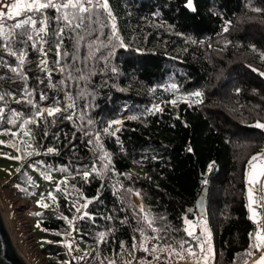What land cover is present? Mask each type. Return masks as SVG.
I'll use <instances>...</instances> for the list:
<instances>
[{"label": "trees", "instance_id": "1", "mask_svg": "<svg viewBox=\"0 0 264 264\" xmlns=\"http://www.w3.org/2000/svg\"><path fill=\"white\" fill-rule=\"evenodd\" d=\"M107 3L79 33L65 31L59 56L62 25L52 9L44 10L42 46L25 43L15 21H5L0 39L11 48L0 46V119L15 113L20 137L27 133L46 165L68 167L70 182L90 199L79 235L102 259L135 251L136 233L185 250L196 245L187 222L204 217L213 264H250L257 254L248 165L264 147V129L255 127L264 123V0ZM190 92L201 94L194 104L175 103ZM0 130L14 136L5 124ZM56 206L59 217L40 219L58 232L43 249L53 258L46 264H65L66 218L77 212L63 191Z\"/></svg>", "mask_w": 264, "mask_h": 264}, {"label": "rangeland", "instance_id": "2", "mask_svg": "<svg viewBox=\"0 0 264 264\" xmlns=\"http://www.w3.org/2000/svg\"><path fill=\"white\" fill-rule=\"evenodd\" d=\"M2 2L10 4L15 0ZM170 88L179 92V88L174 84H171ZM195 93L197 92L181 94L182 99L175 103L185 100L192 105L198 100ZM14 114L12 113L5 122L0 119V125H7L14 134L10 137L8 133L0 130V215L6 231L4 222H9L10 233L7 232L9 236L13 235L19 251L29 264H46V260L53 259L45 256L43 249L49 244V234L58 232L45 230L40 224V219L46 216H60L56 205L58 192L62 191L68 197H72L77 205V212L72 218H66L68 228L61 242L65 257L60 262L114 264L118 259L124 264H149V256L155 255L159 259V264L160 259L165 264L183 260L185 261L181 264H213L215 257L213 230L210 222L204 217L197 222H187V229L200 239L199 241L195 239L196 245L185 250L160 248L155 242L142 237L140 248L145 255L143 259H137L138 249L122 252L117 257L111 255L106 260L102 259L99 252L79 235V220L86 214V206L90 199L84 197L82 191L70 182L67 166H47L44 158L39 156L40 152L32 148L27 133L20 137L21 128ZM107 127L112 131L110 124ZM261 154H264V147ZM262 167L264 159H258L248 174V208L253 221V234L264 229V188H260L254 180L251 183L249 181ZM133 170L144 174L140 167L134 166ZM258 179L260 184H264V176ZM259 242L264 244V241ZM255 254L257 255L250 264H255V261L264 255V249L261 252L255 249Z\"/></svg>", "mask_w": 264, "mask_h": 264}, {"label": "snow or ice", "instance_id": "3", "mask_svg": "<svg viewBox=\"0 0 264 264\" xmlns=\"http://www.w3.org/2000/svg\"><path fill=\"white\" fill-rule=\"evenodd\" d=\"M188 7H192V0H188ZM52 9L55 13V21L58 25H62L56 30L57 36V56L60 55L59 48L63 42L65 31H70L73 33H79L83 28L86 27L87 22L93 21L99 10H108L107 0H15L13 3H3L0 0V32H3L4 28L7 26L5 21H15L13 24V29H21V36L24 37L25 43L31 41L32 47H36L39 43H46L44 40V35H47V16L44 14V10ZM2 9H6L2 10ZM260 11L259 9H256ZM39 13L41 16L40 24L42 25L38 29L36 28L37 19L36 14ZM108 15L111 17L110 10ZM24 19H18L20 17ZM115 25L113 24V29ZM227 30V29H225ZM0 46L6 49L11 48L10 40L0 39ZM92 45L90 44L89 47ZM15 55V52H11ZM21 64L23 60L21 59ZM45 62H42V65ZM15 71V69H14ZM63 71V69H62ZM201 94L199 92L195 93L196 97ZM59 108L48 109V115H52L53 112H58ZM255 127L264 129V123L257 122ZM258 159H264V154L260 156H253L251 161H256ZM249 169L253 167L250 162L248 165ZM87 178V173L84 174ZM264 176V167H262L255 177H251L250 183L254 180L255 183L260 187L264 188V184H260L258 177ZM206 183V181H205ZM143 211V209H141ZM191 211V210H190ZM188 223H191L190 221ZM187 235L199 241V237L195 236L192 231L185 229ZM264 229L257 231L255 234L250 233V237L253 238L257 243H254L251 247L256 250L264 249V244L259 241H264ZM251 257V252L246 253ZM255 264H264V255H261Z\"/></svg>", "mask_w": 264, "mask_h": 264}, {"label": "water", "instance_id": "4", "mask_svg": "<svg viewBox=\"0 0 264 264\" xmlns=\"http://www.w3.org/2000/svg\"><path fill=\"white\" fill-rule=\"evenodd\" d=\"M208 186L205 185L196 202L197 210L201 216L207 215ZM254 248H252L253 250ZM0 264H27L15 253L12 248L10 237L4 227L0 215Z\"/></svg>", "mask_w": 264, "mask_h": 264}, {"label": "built area", "instance_id": "5", "mask_svg": "<svg viewBox=\"0 0 264 264\" xmlns=\"http://www.w3.org/2000/svg\"><path fill=\"white\" fill-rule=\"evenodd\" d=\"M135 238H136V246H137V249H138V260H140V259H143L144 258V253H143V251L141 250V246H142V237L139 235V233H136L135 234ZM158 258L155 256V255H150L149 256V264H159V262H158ZM160 263L161 264H165L164 263V261L162 260V259H160ZM114 264H124L122 261H120V260H115V262H114Z\"/></svg>", "mask_w": 264, "mask_h": 264}, {"label": "bare ground", "instance_id": "6", "mask_svg": "<svg viewBox=\"0 0 264 264\" xmlns=\"http://www.w3.org/2000/svg\"><path fill=\"white\" fill-rule=\"evenodd\" d=\"M6 227H7V231L10 233V228H9V222H4ZM7 232V233H8ZM9 235V234H8ZM10 241H11V245L13 250L15 251V253L20 257V259H22L25 263L29 264L27 259L22 255V253L19 251L18 246L16 245V242L14 241L13 235L11 234L10 236Z\"/></svg>", "mask_w": 264, "mask_h": 264}, {"label": "crops", "instance_id": "7", "mask_svg": "<svg viewBox=\"0 0 264 264\" xmlns=\"http://www.w3.org/2000/svg\"><path fill=\"white\" fill-rule=\"evenodd\" d=\"M261 251H263V249H261L260 252H261ZM184 261H185V260H183V261H177V262H173V263H171V264H181V263H183ZM191 264H193V263H191Z\"/></svg>", "mask_w": 264, "mask_h": 264}]
</instances>
